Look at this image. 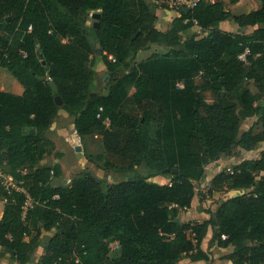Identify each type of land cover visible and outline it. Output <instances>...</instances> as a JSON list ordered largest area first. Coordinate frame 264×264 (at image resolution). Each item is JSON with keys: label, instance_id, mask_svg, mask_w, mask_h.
I'll use <instances>...</instances> for the list:
<instances>
[{"label": "trees", "instance_id": "trees-1", "mask_svg": "<svg viewBox=\"0 0 264 264\" xmlns=\"http://www.w3.org/2000/svg\"><path fill=\"white\" fill-rule=\"evenodd\" d=\"M90 11L101 13L93 29L109 76L108 91L100 95L91 94L95 71L86 65L91 48L83 27ZM157 20L146 0H0V56L7 54L2 66L25 88L22 95L0 91V165L17 178L25 168L31 195L43 202L23 219L24 195L8 194L0 183L7 200L0 245L16 264L31 263L39 245L33 227L56 230L36 264L209 260L201 244L211 229L220 247H235L233 264H264V151L211 179L209 192L246 193L224 198L207 221L178 219L179 209L191 205L195 182L206 181L209 164L236 144L250 150L264 141V130L256 134L253 127L238 140L243 119L257 116L264 129V107L257 105L264 95V0L260 9L236 18L222 2L200 0L166 32L156 28ZM224 20L263 27L234 35L218 29ZM194 25L204 35L182 44L180 33ZM61 35L74 41L64 43ZM150 44L169 49L135 64ZM247 47L246 67L239 55ZM249 80L258 82V93ZM206 92L219 99L207 101ZM60 109L75 117L85 150L88 135L103 136V170L132 175L112 181L86 174L53 185L61 165L41 162L55 150L48 131ZM139 165L151 173H137ZM151 174H166L171 182L149 181Z\"/></svg>", "mask_w": 264, "mask_h": 264}, {"label": "crops", "instance_id": "crops-1", "mask_svg": "<svg viewBox=\"0 0 264 264\" xmlns=\"http://www.w3.org/2000/svg\"><path fill=\"white\" fill-rule=\"evenodd\" d=\"M207 1L210 3H215V2L224 3L225 9L227 11H230L234 15L235 18L243 16V15H247V14H249L255 10L260 9L262 6V0H236V1H232V0H207ZM178 16H179L178 13H176L172 10L164 9V8L160 9L158 20L156 22V28H158L159 30L164 31V32L168 31L171 28L172 20ZM262 27H263V24H256V25L241 27L239 25V23H237L233 20H224V21L220 22L218 29L222 32L231 33L234 35L235 34L250 35L256 29H259ZM190 30L201 31L202 34L200 36L204 35V33H205L203 29L198 27V25H194L191 28L186 29L180 33V38H181L182 44L185 41H187L189 38L192 37V36L186 37L187 36L186 34ZM197 37H199V36H197ZM158 46H159V48H166V51L169 49L165 46H161V45H158ZM254 88L255 89H252V88H250V89L254 93H258L259 92L258 86H255ZM24 90H25L24 86L15 78V76L8 69H6L4 67L0 69V91L9 92V93H13L16 95H22L24 93ZM257 105L264 107V96L259 99V101L257 102ZM62 112H64L68 116H71L68 112H66L64 109H62L61 111L58 112V114L56 116L57 121H58L60 115H62ZM64 117L65 116L63 115V119H64ZM71 117H73V120L75 121V117L74 116H71ZM57 121H56L55 125L52 124L50 130L48 131V135L54 141L56 148H57L56 151L60 150L59 151L60 153H58V154H62V156L58 157L57 154L53 153L51 156L46 157L41 162V165L53 166L56 163H59L61 165L62 174L60 177H58V179H62L64 181V183H68V184H64V185H69L74 181V179H72L71 175H69L66 172L67 170H66V167L64 164V160L66 159V151L60 146L59 142L52 137V129L56 126ZM257 121H258L257 116H252V117H248L246 119H243L240 122L238 140L241 138V136L244 132L250 130L252 127H253L254 133L257 132V131H255L256 126L260 127L259 132L263 131L264 129H263L262 125L258 124ZM59 123H60V121H59ZM73 128H72L73 133H70V132L67 133V131L65 133L62 131V134H66V137L68 139L67 138H65V139H67L68 142L74 143V146L76 148L79 145L81 138L79 137L78 133L75 130L74 122H73ZM62 140H63V138H62ZM262 144H264V141L258 142L257 145L260 146V148H261L260 150L264 151V145H263V147H261ZM257 145L253 149H250V150L244 149L240 145L239 146L244 151H249L250 153H254L255 150L257 149ZM261 152H259L258 155H255L254 158H259L261 156ZM63 153H65V154H63ZM72 156H73L74 161H76V160H78V158H80V156L76 155V154H75V156L74 155H72ZM51 157H52V159H54L53 163L47 161V160H50L49 158H51ZM237 164H239V163H237ZM237 164H235V165H237ZM210 165L212 166V164H210ZM7 172H8V170H7ZM206 172L208 175L206 181H204L203 183L195 182L196 192L192 198L191 205L189 207L179 209L178 219L183 223H188V222L201 223V222L207 221L210 219L211 214L216 212L217 209L219 208L218 207L215 210H213V208H212L211 211H208V208L210 205L209 204L210 194L207 193L206 184L209 182L211 183V179L216 174H219L220 171H214L211 174L208 172V170L206 168ZM98 176H101L100 173H98ZM153 177H151L152 178L151 180L154 182H158L160 184H169L171 182V179H169L168 175L164 176L162 179H160V181H158L156 177H154V178ZM151 180L149 179V181H151ZM213 191H215V190H213ZM231 191H239L241 193L242 192L244 193L247 190L243 189V190H231ZM223 199L224 198L220 199V203H219L220 205H221ZM6 204H7V200L3 197H0V221L3 219L4 209H5ZM39 229H37L36 232H35V230L34 231L32 230V236L31 237H33L34 235H38L37 239L39 241V245L34 249L32 255H31V263L30 264L38 263L42 259V255L45 254L44 252L46 251V247H47L46 245H47V242L49 239H47V237L44 238L45 236L43 233L45 232L46 234H50V237H52L56 232L55 229H52V230H45L42 228H39ZM201 247L204 251H206L209 254V257H210L209 260L192 261L189 258H184V260L182 259L180 261V264H187V263H184V262H188L187 260H189L190 264H233V262L229 259V255L232 254L233 252L231 253V252L225 251V250H227L226 247H220L218 245L217 241H213V230L212 229L210 230V233L203 239ZM0 264H16L15 259L13 258V255L10 252H7L4 249V247H2L1 245H0Z\"/></svg>", "mask_w": 264, "mask_h": 264}, {"label": "rangeland", "instance_id": "rangeland-1", "mask_svg": "<svg viewBox=\"0 0 264 264\" xmlns=\"http://www.w3.org/2000/svg\"><path fill=\"white\" fill-rule=\"evenodd\" d=\"M146 2L151 5L153 10L154 9L156 10L157 15L159 16L160 8L155 5L154 0H146ZM92 12L93 11L88 12L87 20L85 21V26L83 27L84 29H86L84 32V35L87 36V41H88L90 48H91V50L89 52V59L86 62V65L95 71V79L91 85V94L100 95V94H106L108 91L109 76H108L107 67L105 66V64L103 62V50L101 49V44L97 40V37L94 34L93 23H94L95 19L92 17V14H91ZM201 34H202V32L199 30H190L186 34L187 35L186 37L200 36ZM61 39L63 40L64 43L74 41V38L71 36H62L61 35ZM98 42L100 44L99 47H97ZM99 51H101V52H99ZM157 51L164 52V51H166V48H159V46L156 44H150L147 49H143L138 53V55L136 56L135 64H138L140 61L145 60L151 54H153L154 52H157ZM243 64L246 67L249 66V63L243 62ZM202 82H203V78L201 76H198L196 78V83L201 84ZM51 84L54 88V91H56L55 85H53L52 82H51ZM247 84H248L249 88H252V89H255L254 87L258 86V82L251 81V80L247 81ZM263 96H261V98ZM205 98L209 102H214V101H217L219 99V94H215L212 92H206ZM61 110L62 109H60L59 111H61ZM63 115L65 116L64 119H63ZM56 121H57V118L55 117V119L53 121L54 125H55ZM59 121H60V123H59ZM73 122H74L73 117L68 116L67 114L62 112V115H60L56 126L52 129V137L54 139H56L59 142L60 146L66 151V159L64 160V164H65V167L67 170L66 172L69 175H71L72 179L75 180L78 177L84 176L86 174H92L93 176H96V177H99L102 179H106L108 176L109 180L120 181V180L125 179L128 176L132 175L131 172H127V171H123V170L118 172L116 170H103L101 168L103 166H106L105 163L108 160V156L104 152V149H103V136L101 134L92 133L86 137V140L88 142V146H87L86 150H85L84 145H83L81 140H80V143L78 142L79 140L77 141L79 143V145L76 148L74 146V143L68 142V140H67L68 138L66 137V134H62V131L65 133H66V131H67V133L68 132L73 133V129H74L73 128ZM107 124H108V122H107ZM255 131H257L255 133L258 134L260 131V127L256 126ZM62 138H63V140H62ZM65 138H67V139H65ZM263 145L264 144H262L261 147H263ZM56 149L57 148L55 145V150L53 151V153H55V154L60 153L59 152L60 150L56 151ZM260 149H261L260 146L257 145V149L255 150V152L250 153L249 151H244L239 145L236 144L229 150V154H222L220 156L219 160L212 162L211 163L212 166L209 164L206 168H207L208 172L211 174L214 171L222 172L224 170H231L235 164L240 163L241 161H243L245 159L254 158L255 155H258V153L262 151ZM86 153H87V155H89V158L86 157V155H85ZM63 154H65V153H63ZM71 154L74 156H75V154L79 155L80 158L77 157L78 160L74 161L73 156ZM49 159L50 160H47V161L53 163L54 159H52V157ZM136 170H137V173H139V174L149 175L151 173L148 169L145 168L144 165L137 166ZM98 173H100L101 176H98ZM153 176L156 177L158 181H160V179H162L164 176H166V174H155V175H152V177ZM149 179L151 180L152 178L150 177ZM169 179H171L170 176H169ZM51 183L53 185L68 184V183H64V181L62 179H58V177L57 178L53 177ZM246 192L247 191H245L244 193H246ZM207 193L210 194V199H209L210 205H209L208 211H211L212 208H213V210H215L219 207V205H220L219 203H220L221 198H227V197H231V196H235V195H241L243 192L241 193L239 191H231V189L220 188V189H215V191H213V192H209V190L207 189ZM34 230L36 232L37 229L33 227V231ZM43 234L45 236L44 238L47 237V239H49L50 234H46L45 232ZM226 249L227 250H225V251H228L231 253L235 252V250H236L235 247L231 246V245L226 247ZM44 253H47V251H45ZM43 256L44 255H42V257ZM180 261H178L176 264H180ZM187 261L188 262H184V263L190 264L189 260H187Z\"/></svg>", "mask_w": 264, "mask_h": 264}, {"label": "built area", "instance_id": "built-area-1", "mask_svg": "<svg viewBox=\"0 0 264 264\" xmlns=\"http://www.w3.org/2000/svg\"><path fill=\"white\" fill-rule=\"evenodd\" d=\"M200 0H154V3L156 6H158L160 9H169L172 10L178 15H180V12L182 10H190L195 8L198 5V2ZM195 23H197L196 20H194ZM32 27H30V30ZM250 54V49L247 47L245 51L239 55L240 60L248 63L247 56ZM7 54H4V56H0V69L3 68L2 62L4 57H6ZM18 173L21 174L20 178H17L14 174L7 172L3 166L0 165V183L4 187V189L7 191L8 194H12L13 191L21 192L24 195V202L21 206L22 208V218L26 219L29 211L33 209L36 205H42L43 202H41L38 199H35L29 190V186L27 185V180L25 179V175L27 174V170L24 169H18ZM211 184L210 182L206 184V189L209 190ZM118 247V242H113L111 244V248L115 249ZM75 260L79 262V258L77 256V253H74Z\"/></svg>", "mask_w": 264, "mask_h": 264}, {"label": "water", "instance_id": "water-1", "mask_svg": "<svg viewBox=\"0 0 264 264\" xmlns=\"http://www.w3.org/2000/svg\"><path fill=\"white\" fill-rule=\"evenodd\" d=\"M92 17L95 19V21H94V23H93V25H94V27L95 28H97L98 27V22H99V20H100V18H101V13H100V11H93L92 12ZM85 30L86 29H84V32H85ZM99 42L97 43V47H99ZM99 52H101V51H99ZM44 64H45V62H43ZM56 101L57 102H61V97L60 96H56ZM32 131H34V130H32ZM175 172L177 171L176 169L174 170Z\"/></svg>", "mask_w": 264, "mask_h": 264}, {"label": "bare ground", "instance_id": "bare-ground-1", "mask_svg": "<svg viewBox=\"0 0 264 264\" xmlns=\"http://www.w3.org/2000/svg\"><path fill=\"white\" fill-rule=\"evenodd\" d=\"M92 14V13H91Z\"/></svg>", "mask_w": 264, "mask_h": 264}]
</instances>
